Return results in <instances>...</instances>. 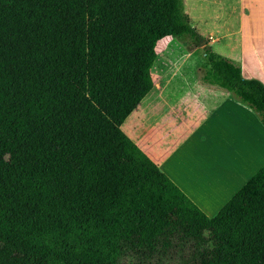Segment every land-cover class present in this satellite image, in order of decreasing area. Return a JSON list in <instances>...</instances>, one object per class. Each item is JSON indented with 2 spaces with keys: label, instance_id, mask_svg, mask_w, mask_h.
Here are the masks:
<instances>
[{
  "label": "trees",
  "instance_id": "trees-1",
  "mask_svg": "<svg viewBox=\"0 0 264 264\" xmlns=\"http://www.w3.org/2000/svg\"><path fill=\"white\" fill-rule=\"evenodd\" d=\"M184 0H0V264H264V165L207 217L120 130ZM199 85L264 127V85L210 48Z\"/></svg>",
  "mask_w": 264,
  "mask_h": 264
},
{
  "label": "crops",
  "instance_id": "crops-1",
  "mask_svg": "<svg viewBox=\"0 0 264 264\" xmlns=\"http://www.w3.org/2000/svg\"><path fill=\"white\" fill-rule=\"evenodd\" d=\"M198 35L217 55L264 85V0H184ZM248 5V4H247ZM203 41V42H204ZM152 88L120 126L207 217L264 165V127L226 92L199 85L192 54L164 37L154 48Z\"/></svg>",
  "mask_w": 264,
  "mask_h": 264
},
{
  "label": "rangeland",
  "instance_id": "rangeland-1",
  "mask_svg": "<svg viewBox=\"0 0 264 264\" xmlns=\"http://www.w3.org/2000/svg\"><path fill=\"white\" fill-rule=\"evenodd\" d=\"M260 1L261 0H246V6L250 5L249 9L247 8V12L249 15L253 16L252 15L253 12H258V10L260 8V3H258V2H260ZM185 9H186V5H185ZM192 24H193V22H192ZM203 41H204L203 39L196 40V41H194V40L192 41V40H189L187 38H183L181 40L176 39V42L180 46H183L185 51L192 54V58L190 59V62H191V66L193 67V71H194L193 74H194L195 78H196L195 72H197V70H199V68H201L205 64L203 54L201 51L208 44L205 41L204 42ZM204 88H206V87H204Z\"/></svg>",
  "mask_w": 264,
  "mask_h": 264
}]
</instances>
